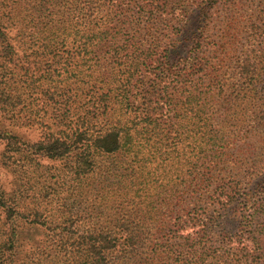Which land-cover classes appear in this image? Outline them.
Listing matches in <instances>:
<instances>
[{"label":"trees","instance_id":"obj_1","mask_svg":"<svg viewBox=\"0 0 264 264\" xmlns=\"http://www.w3.org/2000/svg\"><path fill=\"white\" fill-rule=\"evenodd\" d=\"M242 6L0 0V118L43 133L0 127V264H264V45L226 62Z\"/></svg>","mask_w":264,"mask_h":264},{"label":"rangeland","instance_id":"obj_2","mask_svg":"<svg viewBox=\"0 0 264 264\" xmlns=\"http://www.w3.org/2000/svg\"><path fill=\"white\" fill-rule=\"evenodd\" d=\"M243 6L241 9H238V13L236 14L238 20V30L236 41L227 46L228 57L226 62H236V57L240 56L242 53H247L250 49H256L258 46H263L259 44L258 40H255L254 34L259 35V39L264 38V0H242ZM246 4V5H245ZM198 20L196 17L191 20L189 23V27L183 35L185 40L181 46V49L178 51L177 57L185 55L187 50L190 49L193 44L192 35L196 28ZM262 27L261 29H258ZM226 50V51H227ZM250 53V51H249ZM5 126L6 129L12 131L17 134L23 140L29 142H35L41 139L43 133L42 128L34 125V126H24L17 125L6 118H0V127ZM5 146H0V181L4 184L6 191L10 192L14 186H12V182L14 179L13 174L9 172L1 163L2 152Z\"/></svg>","mask_w":264,"mask_h":264}]
</instances>
